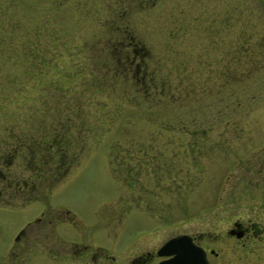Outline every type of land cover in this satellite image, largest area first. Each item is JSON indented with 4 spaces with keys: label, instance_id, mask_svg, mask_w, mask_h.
Segmentation results:
<instances>
[{
    "label": "rangeland",
    "instance_id": "1",
    "mask_svg": "<svg viewBox=\"0 0 264 264\" xmlns=\"http://www.w3.org/2000/svg\"><path fill=\"white\" fill-rule=\"evenodd\" d=\"M245 1L242 18L236 0H0L3 183L35 181L26 145L45 125L69 122L74 142L58 179L0 183V264H84L72 242L130 258L179 233L219 251L209 264H264V0ZM224 8L229 32H214ZM118 9L150 52L135 62L159 82L153 99L100 62ZM42 212L51 224L32 222ZM234 220L255 234L228 251Z\"/></svg>",
    "mask_w": 264,
    "mask_h": 264
},
{
    "label": "flooded vegetation",
    "instance_id": "2",
    "mask_svg": "<svg viewBox=\"0 0 264 264\" xmlns=\"http://www.w3.org/2000/svg\"><path fill=\"white\" fill-rule=\"evenodd\" d=\"M234 1L235 0H232V2ZM115 2H118V0H115ZM153 2L154 0H151V4ZM228 2H230V0H225V3L228 4ZM236 2H238V5H239V15L243 18L242 8L245 10L244 7H245L246 1L236 0ZM97 5H101V4L98 3ZM97 10L98 12H100L99 6ZM116 12H119V9ZM124 12L125 11L122 9L121 12H119L118 14H114V15L112 14L110 17L107 15L103 16L104 23L107 22L106 24H108L109 27L106 30V32H102L100 35L97 36L96 44L98 45L97 48L100 51L99 53L100 55L102 54L111 55L113 58L112 60H107V61L106 59H103L100 62L107 63V67H111L109 65L111 64L112 67H114L113 69L124 70V71H127L128 73L130 68L133 65H136V66L138 65V63L134 61L135 60L134 57L136 55H145L150 52L147 49V46L137 41H134L135 38L129 30L128 22L123 21ZM218 14H219V10L217 12V16L216 15H215L216 17L213 16L214 24L211 27V29L214 32H218L220 29L225 30L226 28H228L227 31L229 32V17H230L229 9L224 8L222 10L221 14L219 15L220 17H222V19L220 20L217 19ZM242 54L245 55V52L244 53L242 52ZM142 77H143V74H142ZM2 158H3V155L0 154V164H1L0 166L5 165L3 164ZM5 176H6V170L4 169L2 170L0 168V183L5 185V187L8 185H13V184L18 185L19 182H22V184L24 185V187L21 189H24L28 186L30 188L33 187L32 184L34 181L30 180L29 181L31 182L30 185H27L26 183L27 180L25 179L24 180L14 179V181H12L13 180L12 179V180L7 181V183H3L4 182L3 180H6ZM12 189L16 191L17 186L13 185ZM42 215H44L43 212L39 216L36 215L32 219V222H39L42 219V220L49 221L46 224H51L50 222L52 218L43 217ZM63 219L64 218L62 217V219H59V220L63 221ZM28 224L29 222L26 225ZM25 230H26L25 226L18 229L14 236V241L16 239L21 238V236H24V239H25L24 241H26L29 237H28V233L27 235H24ZM186 234L189 236L191 244L200 246L203 249L207 264H209L210 256H213L214 258H217L219 256L218 250H216L214 247L210 245L207 246L203 244L199 240L197 235H193L189 233H186ZM226 234H228L230 237H233V239H230L233 243L228 244L229 239H227V241L222 240L221 242L224 245V249L228 251L230 250L237 251L238 249L246 245V243L250 240L249 238L250 236H253L255 234V226L250 222H244L242 220H234L232 221L231 225L226 230ZM237 234H239V236H237ZM51 235L53 236L52 232H51ZM43 236H47V232H45ZM214 240L215 242H217L216 239ZM87 245L88 244L81 243V242H72V244L70 245L71 248H70L69 258L73 260H77L84 264H153V263L157 264L159 260L168 258L170 256V255H158L156 252L157 250L156 248L155 251H152L150 249H143L137 254L129 258V254L128 255L125 254L122 256L114 255L112 251L104 245H94L95 247L92 249H88Z\"/></svg>",
    "mask_w": 264,
    "mask_h": 264
},
{
    "label": "trees",
    "instance_id": "3",
    "mask_svg": "<svg viewBox=\"0 0 264 264\" xmlns=\"http://www.w3.org/2000/svg\"><path fill=\"white\" fill-rule=\"evenodd\" d=\"M138 65L137 66L133 65L130 68L129 72L135 78L140 76L138 79L142 78L141 81L144 80L147 83V88L150 87V92H148L149 95L145 91L147 89L146 87L142 89V92L143 94L146 93V95H148L149 97L153 99V97L155 96L156 90L159 89V86L157 85L159 82L155 80L153 74L148 72L146 69L141 70L140 67H138ZM142 74H143V77H142ZM148 104L151 105V102H149ZM69 108L70 107H68V109ZM70 111H73L75 113L76 110L74 108V109H71ZM47 127L48 126L45 125L44 127L41 128V130L48 131L49 132L48 135L40 134L39 138H34V140H32L31 143L26 145L28 146L27 151H29L27 160L28 162L30 161L32 164L30 166L31 172H29L28 177L33 178V180H35L34 182L42 179L43 177H45V175H49V174L53 175L55 179H58V177H61L66 172L71 162L70 160L71 157L69 154H67V151H69L68 149L71 147L70 145L74 143L73 138L67 132L68 128L70 127V123L66 122L64 127L62 126L61 131L54 130V129H57V127H61L59 125L55 126V124H52V128L50 130ZM59 133L61 134L58 135ZM74 141L76 140L74 139ZM17 152H18V149L14 150L13 153H17ZM56 154L58 155L59 158H57ZM48 160H53V163L51 164H54V167H51L50 164L47 165L48 167L47 166L45 168L42 167L43 162L48 161ZM9 167H10V162L5 163L4 166H0V168L4 170L9 169ZM53 169H56L58 171L52 172V173L48 171V170H53Z\"/></svg>",
    "mask_w": 264,
    "mask_h": 264
},
{
    "label": "water",
    "instance_id": "4",
    "mask_svg": "<svg viewBox=\"0 0 264 264\" xmlns=\"http://www.w3.org/2000/svg\"><path fill=\"white\" fill-rule=\"evenodd\" d=\"M156 252L158 255H170L159 260L157 264H207L203 249L191 244L186 233L167 238L158 246Z\"/></svg>",
    "mask_w": 264,
    "mask_h": 264
}]
</instances>
